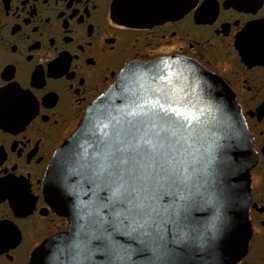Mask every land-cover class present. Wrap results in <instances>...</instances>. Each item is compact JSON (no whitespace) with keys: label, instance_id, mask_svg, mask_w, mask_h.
I'll return each instance as SVG.
<instances>
[{"label":"flooded vegetation","instance_id":"flooded-vegetation-1","mask_svg":"<svg viewBox=\"0 0 264 264\" xmlns=\"http://www.w3.org/2000/svg\"><path fill=\"white\" fill-rule=\"evenodd\" d=\"M113 0H0V264H28L68 220L44 195L55 152L135 62L192 60L235 96L257 157L251 239L235 264H264V0H196L178 19L130 27Z\"/></svg>","mask_w":264,"mask_h":264},{"label":"water","instance_id":"water-1","mask_svg":"<svg viewBox=\"0 0 264 264\" xmlns=\"http://www.w3.org/2000/svg\"><path fill=\"white\" fill-rule=\"evenodd\" d=\"M195 3L166 0L133 11L113 0L112 13L123 25L149 26L183 17ZM131 69L139 70L135 77ZM126 87L140 95L147 92L175 118L198 124L203 132L187 142L196 157L195 162L187 158L189 170L197 169L191 188L180 192L161 181L155 189L159 216L151 235H142L139 228L133 231L123 214L100 207L111 191L83 163L126 103ZM161 92L169 94V103L161 99ZM256 161L235 96L220 77L181 57L132 63L55 152L44 195L69 227L36 248L28 264H235L247 253L251 239L250 170Z\"/></svg>","mask_w":264,"mask_h":264},{"label":"snow or ice","instance_id":"snow-or-ice-1","mask_svg":"<svg viewBox=\"0 0 264 264\" xmlns=\"http://www.w3.org/2000/svg\"><path fill=\"white\" fill-rule=\"evenodd\" d=\"M163 2L166 0H118L133 11L145 4ZM130 71L135 77L139 70ZM154 71L158 73L159 69ZM124 91L129 93L126 103L118 117L110 120V130L97 138L94 151L83 163L111 191L108 202L100 207L117 216L123 214L131 221L133 231L139 228L144 230L142 235H151L159 216L155 189L161 181L180 192L191 188L197 169L189 170L187 158L195 162L196 157L192 156L187 142L203 132L198 124L175 118L171 109H166L160 100L148 98L147 92L140 95L133 87ZM161 99L170 102L166 92H161ZM4 104L0 92V115ZM95 211L99 213L100 208ZM180 222L177 213L175 223Z\"/></svg>","mask_w":264,"mask_h":264}]
</instances>
